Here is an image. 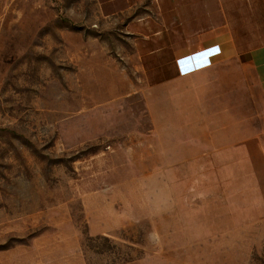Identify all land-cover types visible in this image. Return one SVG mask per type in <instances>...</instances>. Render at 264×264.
I'll use <instances>...</instances> for the list:
<instances>
[{"label":"rangeland","instance_id":"rangeland-1","mask_svg":"<svg viewBox=\"0 0 264 264\" xmlns=\"http://www.w3.org/2000/svg\"><path fill=\"white\" fill-rule=\"evenodd\" d=\"M108 9L0 0V254L264 264V113L153 93Z\"/></svg>","mask_w":264,"mask_h":264},{"label":"crops","instance_id":"crops-1","mask_svg":"<svg viewBox=\"0 0 264 264\" xmlns=\"http://www.w3.org/2000/svg\"><path fill=\"white\" fill-rule=\"evenodd\" d=\"M97 1L109 4L105 15L126 16L153 93L176 87L177 106L215 97L237 126L245 127L247 106L254 120L264 113V0Z\"/></svg>","mask_w":264,"mask_h":264},{"label":"bare ground","instance_id":"bare-ground-1","mask_svg":"<svg viewBox=\"0 0 264 264\" xmlns=\"http://www.w3.org/2000/svg\"><path fill=\"white\" fill-rule=\"evenodd\" d=\"M4 259V257H3V255L2 254H0V264H11V261L10 260H3Z\"/></svg>","mask_w":264,"mask_h":264},{"label":"snow or ice","instance_id":"snow-or-ice-1","mask_svg":"<svg viewBox=\"0 0 264 264\" xmlns=\"http://www.w3.org/2000/svg\"><path fill=\"white\" fill-rule=\"evenodd\" d=\"M201 55H204V54H201ZM195 59V58H194Z\"/></svg>","mask_w":264,"mask_h":264}]
</instances>
